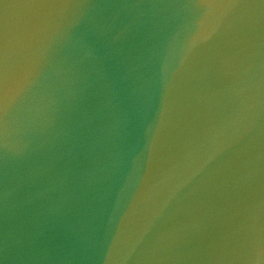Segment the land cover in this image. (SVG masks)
I'll use <instances>...</instances> for the list:
<instances>
[{"label": "water", "instance_id": "obj_1", "mask_svg": "<svg viewBox=\"0 0 264 264\" xmlns=\"http://www.w3.org/2000/svg\"><path fill=\"white\" fill-rule=\"evenodd\" d=\"M0 264H264V0H0Z\"/></svg>", "mask_w": 264, "mask_h": 264}]
</instances>
